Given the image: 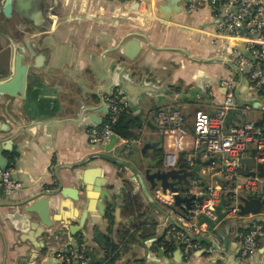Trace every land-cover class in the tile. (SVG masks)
Here are the masks:
<instances>
[{
  "label": "crops",
  "instance_id": "1",
  "mask_svg": "<svg viewBox=\"0 0 264 264\" xmlns=\"http://www.w3.org/2000/svg\"><path fill=\"white\" fill-rule=\"evenodd\" d=\"M23 1L17 2L20 13L27 11ZM187 4L188 0H45L42 11V2L31 0L27 24L14 19L6 35L0 33V50L10 52L13 70L16 55L22 53L19 48L26 50L25 45L31 44L33 51L22 62L30 66L24 73V95L1 92L10 82L0 85V165L7 162L5 170L10 169L13 180L22 184L7 195L0 169V264H55L59 260L54 253L68 248L72 253L83 252L89 264H264V240L253 255L242 260L240 237L254 220L264 223V212L227 215L211 232L208 225H199L200 219L193 226L186 206L160 202L155 194L160 187L151 190L139 177L147 168L160 170L155 165L159 162L153 161L157 151L164 152V168H168V154L173 153L166 128L157 123L159 112H179L183 117L188 136L177 164L184 158L188 172H196L189 177L185 195L204 200L215 188H220L221 199L226 198L233 182L223 175V157L206 155L196 145L195 112H218L231 94L246 116L258 114L249 121L238 115L241 121L233 120L230 126L256 123L264 127L260 123L264 94L253 86L248 73L228 61L229 47L216 37L218 20L212 10L201 7L191 14ZM1 6L0 23L4 20ZM24 27L29 28L25 36ZM132 39L138 41V54L133 60L122 58L121 46ZM224 78L232 79L231 90L222 85ZM117 83L123 85L132 114L144 123L136 130L138 138L130 140V151L128 140L120 137L114 147V153L130 166L99 158L111 154L90 143L87 126L91 111L105 106L104 97ZM105 115L98 116L104 120ZM255 162L259 163L251 145L238 170L240 182L252 177ZM126 180L142 206L141 219L125 210ZM61 185L65 190L85 185L91 197L89 209L84 210L69 194H58L50 198L49 220L54 224L47 233L37 237L29 226L27 234L21 232L18 227L24 228L25 222L14 217L18 209L10 206L43 192H57ZM103 190L110 200L99 199ZM242 195L264 201V190L259 195ZM100 203L106 205L104 216L97 208ZM110 209L112 220L107 215ZM84 212L88 216L82 231L73 235L71 230L79 228L76 224ZM142 221L146 230L135 231V226L143 227ZM173 224L186 229L189 239L196 238L189 256L182 243L174 242L168 250L161 242ZM104 237L111 246L104 244ZM159 248L165 250L163 257ZM179 248L182 260H177Z\"/></svg>",
  "mask_w": 264,
  "mask_h": 264
},
{
  "label": "built area",
  "instance_id": "2",
  "mask_svg": "<svg viewBox=\"0 0 264 264\" xmlns=\"http://www.w3.org/2000/svg\"><path fill=\"white\" fill-rule=\"evenodd\" d=\"M188 13H194L201 7H209L213 17L217 19V39H223L229 47L228 61L234 64L243 73H248L253 86L264 94V0H188ZM245 43L246 49L250 52L251 58L243 55L236 47ZM222 85L232 89L231 78H224ZM107 105L105 118L101 125H94L89 129L90 143L94 146L103 147L114 135L113 126L121 114L129 108L118 92L108 94L104 97ZM234 98L229 94L224 105L218 110L215 116L198 109L194 114L193 131L196 138V145L203 147L206 155H220L223 157V175L233 182L229 192L230 201L224 205L227 215H236L239 198L243 193L259 195L263 190V179L248 177L243 182L239 181L238 170L242 166L244 158L248 154L249 147L253 145L256 149L257 162L264 164V127L256 123H245L238 126H227L226 116L228 110L235 107ZM156 120L161 128H166L172 141L173 153L168 154L166 165L174 168L177 164V155L183 151L187 143L188 130L186 129L183 117L179 112L167 114L159 112ZM134 141V140H133ZM127 151H130L129 143ZM10 169L2 172V186L7 195H10L22 188L19 181L13 180ZM220 188L208 192L206 200L196 203L188 212L187 219L193 221L194 227L202 215L216 218L215 209L221 202ZM157 199L166 204L174 205V193H164L161 188L156 189ZM264 212V202L261 213ZM186 219V218H185ZM184 221V219H182ZM243 258L253 255L261 240H264V223L254 220L251 226L241 232ZM165 241L179 242L183 244L184 254L189 256L193 243L186 235V229L178 225H171L166 232ZM74 259L79 264H89V260L83 252L71 253L65 256V263L72 264Z\"/></svg>",
  "mask_w": 264,
  "mask_h": 264
},
{
  "label": "water",
  "instance_id": "3",
  "mask_svg": "<svg viewBox=\"0 0 264 264\" xmlns=\"http://www.w3.org/2000/svg\"><path fill=\"white\" fill-rule=\"evenodd\" d=\"M243 55L248 56L251 58L250 52L246 49L245 43H241L236 47ZM121 54L122 58H129L130 60H133L136 55L138 54L140 48L137 40H129L127 41L123 46H121ZM21 70V71H20ZM26 68H19L18 71L15 73V76L11 79V82L8 86L1 89V92L16 96L18 95H24V73ZM20 71V73H19ZM118 92L120 96H122V101L126 102L129 105V108L132 110L130 101L127 99V94L123 90V85L120 83H117L114 91L112 93ZM85 108L83 105H81L80 111L81 113L84 112ZM107 111V105L100 110H93L91 111L92 114L89 116L87 123L88 127L92 128L95 124L101 125L103 120L98 116L100 113H106ZM240 115L241 118H245L246 114L239 109L237 106L232 107L228 110L227 116H226V124L227 126H230L233 123V120L241 121L240 118L237 116ZM86 119V118H85ZM260 123H264V114L262 115V118L260 120ZM86 124V123H85ZM150 124V122H149ZM118 141V136L116 134L111 136L110 141L108 144L103 146L101 148L102 151L108 152L111 154V157L106 156H99V158H104L105 160L110 161L111 163L121 164L125 166H130L127 162H125L123 159L120 158V155L118 153H114V147ZM208 161V163H210ZM7 162L5 166L0 165V169L5 170L7 168ZM253 166L256 168L254 172H251L250 176L252 177H260L263 179V190H264V164L263 163H254ZM196 172L191 171H184V170H177L175 168L166 167L164 169L160 170H152L150 168H147L144 172V174H140V180L141 182H148L150 184V189L154 190L158 187H160L164 193L171 192L174 193V207H181L183 208L186 206L188 209H192L196 202H202L204 200L203 197H198L196 195H185V193L188 191L187 187H190V179L189 177L194 176ZM82 180V179H80ZM17 181V180H16ZM72 182H75V179L72 178ZM59 183H62V180L59 181ZM60 190L57 192H43L36 196H33L27 200H24L22 202H16L12 204L11 208H17L18 210L14 212V217L19 216V218L25 222V227L19 226L18 229L27 234L25 232V228H32L35 233L37 234V237L44 236L47 231V228H51L53 226V222L49 220L50 217V198L53 196H56L58 194H61L62 196L70 195L71 198L77 202H80L81 207L86 210L89 209L90 206V199L91 197L88 196L87 188L84 186H78V189H72V188H66L68 190H65L63 188V185L60 186ZM97 190H99L97 188ZM185 191V192H183ZM1 192H4L1 190ZM46 196L47 198L36 200L39 197ZM8 198V197H6ZM100 200L108 199L110 200V195L106 191L100 192ZM11 200V199H8ZM263 200L259 198H254L251 195L247 196H241L239 198L238 204H235L233 207H237L238 209V215L245 217V216H257L261 213V208L263 205ZM84 203V204H83ZM86 203V204H85ZM227 203L226 198L222 196L220 204L215 209V214L217 216L216 219H212L210 217H207L205 215H202L200 217L199 225L206 224L208 225V230L213 231L218 224H220L222 221L225 220L227 216L226 210L224 211V205ZM98 210L100 211L101 215L104 216L106 214V205L104 203H100L97 206ZM84 212L82 214V218L79 222H77V226L79 228L77 230H71L73 235H76L77 233H80L82 231V228L84 226V222L88 216ZM36 215V218H35ZM29 220V223L27 222ZM179 245L181 243L177 242ZM182 245V244H181ZM180 245V246H181ZM159 251L161 252L159 254L160 257H163L165 254V250L162 248H159ZM72 251L68 248V250L61 251V252H55L57 259L59 260L58 263L55 264H66L65 263V256L70 255ZM76 254L80 253V250L78 252H75ZM177 255L180 256L177 260H182V254L181 249H177ZM242 260L244 258L242 257ZM47 264V263H46ZM72 264H79V260H74Z\"/></svg>",
  "mask_w": 264,
  "mask_h": 264
},
{
  "label": "trees",
  "instance_id": "4",
  "mask_svg": "<svg viewBox=\"0 0 264 264\" xmlns=\"http://www.w3.org/2000/svg\"><path fill=\"white\" fill-rule=\"evenodd\" d=\"M132 113H133L132 110L130 108H128L126 111H124L121 114L118 121L113 126L114 133L118 137L126 139L128 141L138 138V136L136 135V130L139 128H142L144 125L141 118L139 116H134ZM163 157H164V152L159 150V151H157V154L153 158V161L159 162V163H156L155 165H156V167L158 166L159 169H161V170L164 169L163 164H162L163 163V161H162ZM188 168L189 167L187 166V160L186 159L184 160V158H183V160L182 159L179 160L177 167L175 169L189 171ZM126 187H127L128 192L125 196V204H124L125 210H126L127 214L132 215V216L136 215L137 216L136 219H141L140 217L142 215L140 214V212H141L142 206L139 203L137 195L133 194L132 185L127 180H126ZM183 192H185V191H183ZM226 201H227V203L230 201L229 195L226 197ZM107 215H108V218L110 220H112V218H113L112 209H110L108 211ZM142 222H141V224L143 225V227L135 226V231L146 230V228H145L146 223L145 222L142 223ZM153 226H155V225H153ZM146 232H150V231H148V229H147ZM191 240H192V242L197 241L196 238L191 239ZM103 242L106 246H108V247L111 246V242H110V239L108 237H106V238L104 237ZM161 242L163 243V245L166 249L172 250V247H171L172 245L170 242L165 241L164 238L161 239Z\"/></svg>",
  "mask_w": 264,
  "mask_h": 264
},
{
  "label": "flooded vegetation",
  "instance_id": "5",
  "mask_svg": "<svg viewBox=\"0 0 264 264\" xmlns=\"http://www.w3.org/2000/svg\"><path fill=\"white\" fill-rule=\"evenodd\" d=\"M17 2L18 0H3V3L0 5L2 7L1 11L3 13V21L0 23V33L3 34L4 36L6 35L5 33H7L9 30V28L12 26H10V24H12L13 20L15 19H19L20 23H26L27 24V20H28V8L31 0H24L23 1V5L24 6V10H27L26 13H20V11H18L17 9ZM42 2L43 7L41 8L42 11H44L45 9V0H40V4ZM20 29L22 26H19ZM25 29V27H24ZM20 32V30H19ZM29 32V28H26L25 30H22L21 33H23V35L25 36V34ZM22 36V35H20ZM26 50L19 48V51H21L22 53L16 55L15 58V70H13V65L11 62V56L9 55L10 52H6V50H0V85H5L8 84L9 82H11V79L15 76V73L18 71L19 69V65L21 68H30V66L22 64L23 62V58L25 59V54L26 53H32V46L31 44H26ZM40 52H43L40 51ZM23 55V56H22ZM43 55L39 56L42 57ZM26 60V59H25ZM20 62V64H19ZM25 70V71H26ZM12 77V78H11ZM11 98V97H9Z\"/></svg>",
  "mask_w": 264,
  "mask_h": 264
},
{
  "label": "rangeland",
  "instance_id": "6",
  "mask_svg": "<svg viewBox=\"0 0 264 264\" xmlns=\"http://www.w3.org/2000/svg\"><path fill=\"white\" fill-rule=\"evenodd\" d=\"M247 94H244L243 96H246ZM207 111V110H206ZM208 112V111H207ZM211 116H215L217 114V111L214 110L212 112H208ZM256 114H258V112H254V113H249L247 114V116L245 117V119H243V121H249L251 120L252 118H255ZM255 115V116H254Z\"/></svg>",
  "mask_w": 264,
  "mask_h": 264
}]
</instances>
